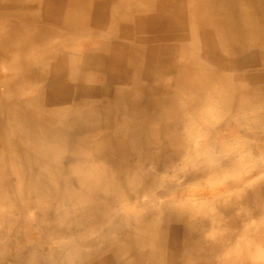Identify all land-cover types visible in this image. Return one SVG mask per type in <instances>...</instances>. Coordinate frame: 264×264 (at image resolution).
I'll use <instances>...</instances> for the list:
<instances>
[{
  "label": "rangeland",
  "instance_id": "1",
  "mask_svg": "<svg viewBox=\"0 0 264 264\" xmlns=\"http://www.w3.org/2000/svg\"><path fill=\"white\" fill-rule=\"evenodd\" d=\"M47 1L0 0V4L9 3L7 15L14 17L21 8L23 14L18 18L26 21L35 14L43 19ZM186 2L187 16L191 7ZM230 9L238 21V33L233 36L225 25L220 33L232 45L237 61L247 56L256 64L239 69L261 71L264 50L259 56L258 30L264 35V22L259 26L256 21L264 19V0L261 4L238 0ZM91 10V21L85 27L92 30L97 8ZM122 10L140 17L131 0ZM195 10L202 21L213 25V0H199ZM247 18L250 34L245 37ZM177 24L184 25L181 18ZM176 27L171 32L135 22L130 34L123 30L111 34L110 42L139 46L147 53L137 71L144 93L127 94L107 73L92 69L100 65L96 60L83 61L81 65L87 68L74 75L66 72L62 88L54 90L48 82L52 73L47 72L57 64L56 53L47 60L25 61L15 67L0 59L5 74L18 72L19 80L21 67L26 74L16 90L0 88V102L33 113L42 123L62 131L56 141L50 138L38 144L27 138L30 146L51 149V155H46L49 161L40 168V172L48 170L53 180L49 190L34 189L30 177L24 188L19 187L13 168L0 152V264H46L47 259L59 257L68 264H94L101 259L114 264L125 259L133 264L135 245L130 243L126 221L130 213L137 215L133 223L140 227L153 223L155 240L159 245L165 242L160 259L150 253L138 264H151L155 259L164 264H214L241 241L246 226L244 238L261 235L257 228H264V197L257 192L251 196L245 187L264 176V96L253 94L241 102L236 87L232 90L226 79L213 78V71L198 79L201 83L196 89L176 86V79L170 80V87L146 82L150 71L146 66L162 57L187 54L205 60L213 50V39H204L202 31L193 40L182 37L186 33ZM62 28L60 24L57 31L73 39ZM33 30L28 27L24 32ZM167 47L172 54L157 52L150 57L148 53ZM210 55L213 61V51ZM23 86L36 91L21 94ZM89 112L95 113L94 118L72 131L79 120L84 124L82 118ZM61 137L63 148L55 150Z\"/></svg>",
  "mask_w": 264,
  "mask_h": 264
},
{
  "label": "bare ground",
  "instance_id": "2",
  "mask_svg": "<svg viewBox=\"0 0 264 264\" xmlns=\"http://www.w3.org/2000/svg\"><path fill=\"white\" fill-rule=\"evenodd\" d=\"M126 1L128 0H49L47 1L48 4L44 5L43 19L39 17V15L35 14L27 18L26 21L18 18L23 14L21 8L20 12L17 11L15 13L16 17H14L7 15V12H11L8 10L10 8L7 6L9 3L6 5L0 4V59L3 63L15 67L21 62L25 61L28 64H31L38 60H47L50 58L51 54L56 53L57 58L55 62H57V64L54 65L52 62L53 65L47 72L52 73L50 80L48 79V82L50 87L54 90H59L62 88L64 82L63 78L66 75V72L69 71L72 75H74L81 68L82 70L87 68L81 65L83 61H89L90 59L96 60V62H99L100 65L97 64V69L95 67L92 69L107 73L113 81L116 80L115 82L117 85L123 86L127 94L128 92L131 93L132 91L144 93V89L138 85L137 82V71L140 68L139 66L141 65V62L143 61L142 58H144L147 53H144L142 51L143 48L139 46H128L114 40H111L110 42L111 34H114L116 31L120 30L130 34L133 30V25L135 22L140 27H148V25H150L156 29H166L168 31L170 30L171 32H173V30L177 28L176 26H178L186 33V35H183L182 37H188L193 40L198 35V32L202 31L204 39L210 42V39H213V50L209 51V54L205 60L186 54L181 57H162L157 60V62L155 61V64L151 61L152 63H150V66L145 65L148 68L150 67V69H148L150 71L144 79L146 82L151 81L152 86L154 84V86H156V84L161 86H165L167 84L166 86L170 87V80L176 79V86H192L194 89H196V86L201 83L198 81V79L213 71V78H217V76H219L226 79L230 82V84H232V90L236 87L235 94L238 97L241 96V102H243L246 97L253 94H261L264 96V68H262L261 71L256 72L242 71L239 69V67L245 68L255 66L256 64H252L253 61L248 60L247 56L243 57L240 61H237V58H235V50H233L232 45L227 41L226 37L220 33V29L223 25L228 28L229 32L233 33V36L238 33L239 28L237 25L238 21L236 16L234 17L231 9L229 11L227 10L230 8V5L233 2L238 0H213V25L211 23L202 21L201 18L198 17L195 7L198 5L199 0H188L191 10L187 16L185 13L187 8V0H131L136 7V11L140 14V17L138 18H134V16L128 15L122 10ZM243 1L250 2V0ZM255 1H257L259 4L262 2V0ZM92 7L97 8V15L92 20V22L94 21V28L91 30L85 27V23L87 21H91L90 18L93 12L91 10ZM114 7H116L117 12L110 10V8ZM221 8H226V11L222 12ZM36 9L37 6L33 5L32 10L35 11ZM108 12H110L109 17H107ZM200 13L201 12H199V14ZM179 18H181L182 24L184 25L179 26L177 24V20ZM248 21L249 18L246 19L247 28L246 30H243L245 37L250 34L248 29ZM261 21L264 22V19L261 18L259 21H256L259 26ZM254 22L255 21L253 20V23ZM60 24L63 26L62 29H67L72 35H74L73 39L64 37V34H61L57 31V28L60 27ZM28 27H33L34 30L30 33H25L24 30ZM8 29H10V31L7 33L6 31ZM75 31H79L80 33ZM258 32L261 34L260 42L262 43L258 46V51L260 52L258 55L263 56V30L260 28ZM74 39L78 40L73 42ZM26 42H30V44L26 46ZM48 42L51 43L50 48L44 49V51L41 52H36L41 46L47 44ZM212 51L213 61L212 56L210 55ZM157 52H160L162 55L166 53H168L167 55L172 54L171 51L169 52L168 47L162 51H158L156 49L152 50L151 53H148L150 57H152ZM105 54H107V56ZM255 54L256 52H254L253 57H257ZM209 57L211 59H209ZM145 60H147V58ZM152 64H154V68L151 67ZM156 67L159 68L158 72ZM20 71V79L16 80L18 72L13 73L11 71L12 74H5L3 68H1L0 88L16 90L18 88L17 85H21V81L25 80L26 74H24L23 67L20 68ZM239 71L242 72L240 74H236ZM154 73L157 74V77L155 78L152 77ZM230 73L233 75L228 76ZM19 90L21 94H26L27 96L33 94L36 91L35 87L29 89L25 86L20 87ZM165 93L168 94L167 90ZM94 116L95 113L93 112H89L84 115L82 118L84 120V124H82L79 120V122L74 123L75 125L73 124L72 131L77 132L78 130L82 129L86 125V122L89 123L94 118ZM59 133H62V131L42 123L33 113L26 112L12 104L9 105L0 102V152L5 155L10 167L13 168L12 173H15L19 187H22L23 185L24 188V181L28 180L29 177L31 178V183L33 184V186H31L38 191H42L44 189L49 190V185L52 186L51 182H53V180L51 179L48 170H43L40 172L41 166H44L45 163L49 161L46 155H51V149L42 151L39 145L35 146V144H33L30 146L31 144L28 142L27 138H32L38 144H40L41 141L50 138H53V141H56V139H59ZM62 137L61 140L56 144L57 146L54 147L55 150H61L63 148ZM256 180V183L247 184L245 189L251 194V196L257 192L264 197V176ZM50 192L51 191H48L47 193ZM136 217V214L130 213V220H126L128 221L127 229L129 231L128 233L130 236V243L135 245V253L133 252L135 259L133 264H138L139 260H142L150 253H152L154 256H159L160 259V253L165 247V242H163V245H159L155 240L157 231L156 227L153 226V223L140 227L138 226L137 222L133 223ZM8 227L10 229V226ZM257 230L262 231L261 235H246L244 238V234L247 231L246 226L243 230V238L241 237V241L236 242L234 247H232V250H230L220 262L214 264L263 263L264 228L259 227ZM258 240L260 242L256 243L255 241ZM123 244L125 245L126 243ZM254 247L256 249H254ZM62 259L63 257L54 258L52 260L47 259L46 264H58L59 262H62L61 264H68L64 261H61ZM159 259H155L157 262L153 260L151 264H164ZM131 262L132 261L120 259L117 264H132ZM94 264L114 263L110 259H101Z\"/></svg>",
  "mask_w": 264,
  "mask_h": 264
}]
</instances>
